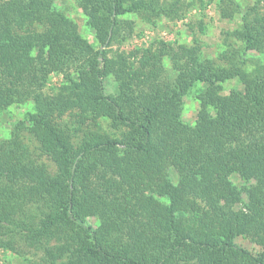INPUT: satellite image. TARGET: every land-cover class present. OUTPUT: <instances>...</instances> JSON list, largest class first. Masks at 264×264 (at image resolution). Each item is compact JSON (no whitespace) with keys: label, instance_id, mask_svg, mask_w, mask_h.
Masks as SVG:
<instances>
[{"label":"trees","instance_id":"16d2710c","mask_svg":"<svg viewBox=\"0 0 264 264\" xmlns=\"http://www.w3.org/2000/svg\"><path fill=\"white\" fill-rule=\"evenodd\" d=\"M78 4L96 44L55 0H0V112L34 104L0 138V247L42 250L25 264H264V59L251 53L264 56V0L218 1L222 18L242 15L216 59L198 42L113 49L133 33L125 14L177 19L181 0ZM53 71L65 81L48 92ZM198 84L191 125L181 102Z\"/></svg>","mask_w":264,"mask_h":264},{"label":"rangeland","instance_id":"374dc122","mask_svg":"<svg viewBox=\"0 0 264 264\" xmlns=\"http://www.w3.org/2000/svg\"><path fill=\"white\" fill-rule=\"evenodd\" d=\"M172 1V0H168ZM190 0H181L183 12L177 19L162 17L156 19V24L146 21L139 14L129 12L124 15V18L133 22L134 30L131 35H126V39L122 43L113 45V49L129 52L132 49L149 47L157 41L169 42L174 45L188 44L196 45L197 42L201 45L203 56L217 58L225 48L224 40L228 32L233 31L239 26L242 12H237L233 19L222 18L218 7L219 0L209 1L201 6L196 0V4L188 5ZM255 0H236L241 5V11L248 8ZM55 5L58 9L63 10L70 18L77 22L81 34L88 38L93 44H96L94 32L87 24V16L78 4V0H55ZM205 30L202 31L201 27ZM127 34V32H126ZM255 60L264 59V56L257 52H251ZM165 75L169 77L175 74L174 60L171 56H165L163 59ZM65 79L62 73L51 72L46 86V91L56 92L59 86L64 83ZM107 93H116L118 83L113 75L105 79ZM203 86L198 84L188 94H186L181 102V119L184 123L195 124L199 118V100L197 98V87ZM237 80H230L225 83V92L233 87H240ZM34 104L32 101H25L11 105L7 110L0 112V138H5L9 135L15 123L24 117L28 110H33ZM103 126L108 128L107 121H103ZM26 141H29L32 148L36 147V143L31 139L29 134H25ZM37 153V149H34ZM42 160L47 162L51 169H54L53 163L43 156ZM171 177L176 182L178 175L173 168H170ZM232 181L238 186L248 185L251 183L243 182L238 174L232 173ZM244 200H247V193H243ZM243 206V204H242ZM241 207L238 204L236 208ZM93 222L95 220H92ZM7 237V236H6ZM16 249L0 247V264H25L26 259H34L42 254V250H36L25 245L24 241L16 238ZM237 243L248 247L249 249L258 252L261 247L248 238L238 237Z\"/></svg>","mask_w":264,"mask_h":264}]
</instances>
